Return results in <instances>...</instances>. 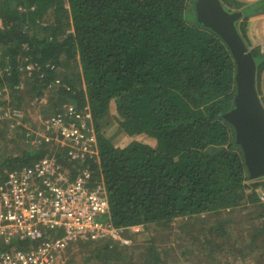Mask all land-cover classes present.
Returning <instances> with one entry per match:
<instances>
[{
  "label": "trees",
  "instance_id": "obj_1",
  "mask_svg": "<svg viewBox=\"0 0 264 264\" xmlns=\"http://www.w3.org/2000/svg\"><path fill=\"white\" fill-rule=\"evenodd\" d=\"M195 2L0 0L1 112L22 111L46 95L49 118L67 105L85 115L86 124L94 126L98 154L84 162L69 156L65 164L86 166L105 183L111 220L121 235L135 238L138 233H129L135 226L167 227L178 232L176 258L201 254L206 260L195 264H230L216 257L222 253L262 264L251 250L264 251V210H256L261 225L242 248L239 234L226 228L237 225L232 215L240 209L264 206L258 191L264 195V177L251 179L235 128L224 117L234 105L235 59L226 41L198 20ZM222 2L229 10L242 6L239 0ZM241 32L249 46L245 28ZM252 52L259 77L264 52ZM112 107L117 134H145L155 144L134 139L116 145V136L103 131ZM7 118L0 117V179L6 170L50 153L43 144L14 155L10 147L16 148L28 129ZM34 132L29 136L41 140L40 131ZM147 239L145 254L120 238L77 243L92 263L169 264L156 237Z\"/></svg>",
  "mask_w": 264,
  "mask_h": 264
},
{
  "label": "built area",
  "instance_id": "obj_2",
  "mask_svg": "<svg viewBox=\"0 0 264 264\" xmlns=\"http://www.w3.org/2000/svg\"><path fill=\"white\" fill-rule=\"evenodd\" d=\"M62 111L49 118L51 131L40 133L41 140L53 141L57 151L6 170L0 179V264H64L72 243L122 239L111 220L105 183L86 166L71 169L65 164L69 156L81 162L97 156L95 130L72 106ZM6 115L21 117L22 111Z\"/></svg>",
  "mask_w": 264,
  "mask_h": 264
},
{
  "label": "rangeland",
  "instance_id": "obj_3",
  "mask_svg": "<svg viewBox=\"0 0 264 264\" xmlns=\"http://www.w3.org/2000/svg\"><path fill=\"white\" fill-rule=\"evenodd\" d=\"M244 5H245V3L242 2L241 7H234L231 10H241V8L244 7ZM249 18H250V15L245 17L244 11H243V16L238 21V28H239L240 33H242L241 31H244V28H245V34L247 36V39L250 42L249 47L252 50L253 48H256V46L252 45L253 40H252V38H249L250 36L248 35V33H249V31H248V22L249 21L248 20H249ZM241 23H246L245 27H243V28H242V26L240 27ZM262 43L264 44V40ZM258 48H260V47H258ZM260 50H261V48H260ZM263 71H264V68H263L262 72L260 73V75L263 73ZM258 89L261 91V94H260L261 99L262 98L264 99V87H262L259 84ZM49 100L50 99L48 98V96L45 95L40 100L29 101L28 103H26L25 105L22 106V108L24 109V110H22V116L21 117H14L19 123H22L28 129L27 133H26L27 136L23 137V141L18 143L16 148L10 147L11 148L10 150H12L14 155H17L18 153L22 154L23 150L32 151V149H37V148L43 149V148H41V146L43 144H44L43 147L45 148L44 149L45 151H47V152L57 151V146L55 145V143L53 141H49L48 143H45L42 140L36 141V138H37L36 134L33 136L34 138H31V136H29V135H32V133L37 129L40 131V133H42L44 130H48V129L51 131L52 128H51V125L49 123V114L50 113L47 112V109L50 108V107H48L49 106ZM262 101L264 103V100H262ZM61 106H63V105H61ZM61 106H57V109L61 108ZM69 106H72V105H69ZM2 108L0 107V117L4 116L5 118H7L6 113L1 112ZM115 112H116L115 107H112V115L110 116L109 123L104 127L103 131H105L108 136H111V137L116 136L113 138L114 143L116 145L125 146L130 141H132L134 139H138V140L149 142L151 144H155V142H156L155 139L148 136V135H145V134L136 135V136H129L126 134H123V135L117 134L118 125H117V121L114 117ZM76 119L80 120L81 117L78 116V117H76ZM8 123H9V121H5V124H8ZM93 128H94V126H93ZM37 144L39 145L38 147H37ZM18 149H20V150H18ZM258 191H262V189L259 188ZM256 210H257L256 205L249 206V208H246V209H240L239 211H237V213H234V215H232L234 222L237 225H235L233 222H230L226 226V228L229 229L233 233L232 236H236L237 234H239V237L241 238L242 242L239 241L237 245L241 246V248L243 246H245L246 244H248L247 242L253 237L252 235L254 233H256L255 231H257L259 221L256 220ZM263 210H264V208H263ZM251 211L253 212V215L250 214ZM234 216H237V217H234ZM100 219L104 220L105 217L101 216ZM238 220L241 223L238 222ZM209 222H215V220H210ZM259 225H261V224H259ZM175 228H177V227H175ZM232 228H234V232L232 231ZM156 229L157 228H155V226H153V225L149 226L148 230H145L142 226L131 227V231H129V233H135L136 232L138 234L134 238L132 236V234H127L128 232L125 231V232H127L126 234H124L125 236L121 235L122 242L128 243L129 245L136 247V251L138 253H141V254L144 253L145 254V251L148 250V247L150 245V241H149L150 239H147V238H149L150 236H155L156 237L155 245L157 247H159L158 249L162 253L160 255L165 257V259L167 258L166 262H168L169 264H195L194 262L200 263V262H203L206 260V258L203 257L201 254H199L200 255L199 257H195L194 255L183 256L179 253V257L176 258L175 240L177 238H175V237H177V235H178V234H176V233H178L177 230L170 229L167 227H165L163 229H161L159 227L157 230ZM240 234H244V235L240 236ZM260 239L263 242L264 232L261 234ZM253 248L254 249L251 250L252 255L256 256V254H257L258 261H259L260 256L262 259H264V251L262 252V251H259V249L257 250L256 246H254ZM164 250H166L167 252H164ZM85 254H86V247H84L82 244L77 243V242L70 244V246L66 249L65 256L63 258L64 264H97V263H92L91 261H87ZM216 257H222V259L227 260V262H230V264L231 263H233V264H258V262L256 263L254 261V259L252 257H249V256L248 257L247 256L242 257V255H239V257L236 258L237 256H233V255L225 256V255H222V253H221V254H216ZM188 258L191 260H187ZM147 259H149V258H147ZM63 261H61V262H63ZM143 262H145L144 258H143ZM211 262H212V260H211ZM205 264H208V263H205ZM262 264H264V263H262Z\"/></svg>",
  "mask_w": 264,
  "mask_h": 264
},
{
  "label": "water",
  "instance_id": "obj_4",
  "mask_svg": "<svg viewBox=\"0 0 264 264\" xmlns=\"http://www.w3.org/2000/svg\"><path fill=\"white\" fill-rule=\"evenodd\" d=\"M198 20L228 44L236 62V94L224 117L234 126L251 179L264 177V103L257 87V62L238 28L241 10H229L222 0H196Z\"/></svg>",
  "mask_w": 264,
  "mask_h": 264
},
{
  "label": "crops",
  "instance_id": "obj_5",
  "mask_svg": "<svg viewBox=\"0 0 264 264\" xmlns=\"http://www.w3.org/2000/svg\"><path fill=\"white\" fill-rule=\"evenodd\" d=\"M241 2L245 3L244 7L241 8V11H244V14L245 11L250 12V18L248 20V35L250 36L249 38H252L253 40L252 45L256 46V48L260 47L261 51L264 52V44L262 43L264 40V0H242ZM259 84L264 87V71L259 77L257 76V87ZM259 192L262 200H264L263 191ZM261 208L263 209L264 206L257 210H261Z\"/></svg>",
  "mask_w": 264,
  "mask_h": 264
}]
</instances>
